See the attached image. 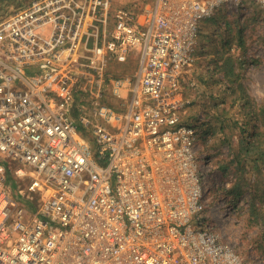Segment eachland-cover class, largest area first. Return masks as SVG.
Wrapping results in <instances>:
<instances>
[{
  "label": "built area",
  "instance_id": "obj_1",
  "mask_svg": "<svg viewBox=\"0 0 264 264\" xmlns=\"http://www.w3.org/2000/svg\"><path fill=\"white\" fill-rule=\"evenodd\" d=\"M246 1L0 14V264H250L221 231L236 197L212 196L182 87L201 21ZM133 56L131 76L112 74Z\"/></svg>",
  "mask_w": 264,
  "mask_h": 264
},
{
  "label": "rangeland",
  "instance_id": "obj_2",
  "mask_svg": "<svg viewBox=\"0 0 264 264\" xmlns=\"http://www.w3.org/2000/svg\"><path fill=\"white\" fill-rule=\"evenodd\" d=\"M30 1L0 0V14ZM195 55L182 84L192 100L183 120L199 117L211 128L199 126L197 147L214 167L213 198L230 190L235 194L232 213L220 222L223 236L250 264H264V159L245 151L253 143L252 110L264 101V8L248 0L202 20ZM137 59L113 65L112 74L131 76ZM217 65L226 75L232 72L228 80ZM110 100L119 106L118 98Z\"/></svg>",
  "mask_w": 264,
  "mask_h": 264
},
{
  "label": "trees",
  "instance_id": "obj_3",
  "mask_svg": "<svg viewBox=\"0 0 264 264\" xmlns=\"http://www.w3.org/2000/svg\"><path fill=\"white\" fill-rule=\"evenodd\" d=\"M218 66V71L223 72V76L225 79L228 80L227 76H231V71L228 72V74H224V70L222 66ZM258 107L254 110H252V116L254 118V122L252 124L251 130L249 131V136H251L253 143L248 145L245 149L247 153L256 151V154L258 157L256 159H264V101L262 104H258ZM207 121L204 119L202 122L200 121L199 126H201L204 130L211 129L210 126L206 123ZM202 129V130H203ZM202 130H200L202 132ZM205 132V131H203ZM230 194H234L232 190L228 191ZM33 206V205H32ZM234 208V205L232 206V209Z\"/></svg>",
  "mask_w": 264,
  "mask_h": 264
},
{
  "label": "bare ground",
  "instance_id": "obj_4",
  "mask_svg": "<svg viewBox=\"0 0 264 264\" xmlns=\"http://www.w3.org/2000/svg\"><path fill=\"white\" fill-rule=\"evenodd\" d=\"M225 198H227V201H228V203H233V202H232V200H231V198H229V197H226V196H225V197H223V199H225ZM223 199H222V200H223Z\"/></svg>",
  "mask_w": 264,
  "mask_h": 264
}]
</instances>
